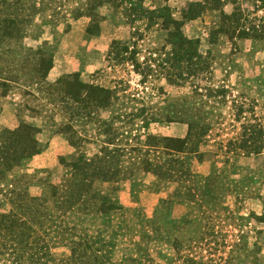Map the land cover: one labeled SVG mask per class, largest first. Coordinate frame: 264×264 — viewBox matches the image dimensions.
<instances>
[{
	"label": "rangeland",
	"instance_id": "rangeland-1",
	"mask_svg": "<svg viewBox=\"0 0 264 264\" xmlns=\"http://www.w3.org/2000/svg\"><path fill=\"white\" fill-rule=\"evenodd\" d=\"M13 215L26 264H264V0H0Z\"/></svg>",
	"mask_w": 264,
	"mask_h": 264
},
{
	"label": "trees",
	"instance_id": "trees-1",
	"mask_svg": "<svg viewBox=\"0 0 264 264\" xmlns=\"http://www.w3.org/2000/svg\"><path fill=\"white\" fill-rule=\"evenodd\" d=\"M47 74L42 75L43 78L46 77ZM57 84V90L64 93L65 96L70 97L74 100H77L79 93L82 90H88L90 88H87L86 85H84L83 83H81L78 79L77 75H72L67 79H62V80H57L56 81ZM73 87V88H72ZM99 92V91H97ZM100 92H103L102 89H100ZM33 131V128L31 127V125H28L26 123H23L20 125V127L14 131H6L7 134H10L11 137L10 138L8 136H6V144L7 143H13V144H19L17 143L14 139L19 138L22 139V141H24L25 145H29L31 144V142L34 141V139H29V140H25L28 139L27 137L29 136V132ZM27 133V134H24ZM31 138V136H30ZM26 141V142H25ZM29 141V142H28ZM8 145V144H7ZM20 145V144H19ZM9 146V145H8ZM18 149H21L20 146ZM27 151L28 152V147H26V149H24V152ZM12 215V214H11ZM15 217V215H13V218L11 219V216H6V218H0V243L2 242V245L0 247V264H26L27 261H29L25 255H27V252L24 251V249H22L23 247H21L20 245H9L8 247H6V245H4L5 242V235L4 233H1V231L6 229L7 231H12V228L15 227V224H17V221L13 220ZM24 235L23 232H19L17 233V237L22 238ZM16 240V239H14ZM40 248H44L47 249V246L44 245ZM40 248H38L39 250L37 251V253L40 252ZM45 251V250H44ZM37 253H32L31 255H29V258L32 259L34 258ZM45 254V252H44ZM75 251H72V262L71 264H89V262L87 261H83V260H77V258H75ZM84 258V257H82ZM33 264H41L39 260H37L36 262L33 261ZM29 264V263H28ZM31 264V263H30ZM43 264V263H42Z\"/></svg>",
	"mask_w": 264,
	"mask_h": 264
},
{
	"label": "crops",
	"instance_id": "crops-1",
	"mask_svg": "<svg viewBox=\"0 0 264 264\" xmlns=\"http://www.w3.org/2000/svg\"><path fill=\"white\" fill-rule=\"evenodd\" d=\"M52 71V70H51ZM51 73V72H50Z\"/></svg>",
	"mask_w": 264,
	"mask_h": 264
}]
</instances>
